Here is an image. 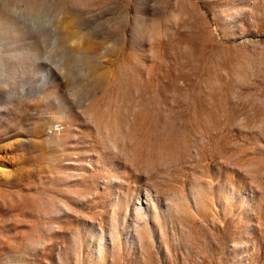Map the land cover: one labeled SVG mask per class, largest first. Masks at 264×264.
Segmentation results:
<instances>
[{
	"label": "rangeland",
	"instance_id": "rangeland-1",
	"mask_svg": "<svg viewBox=\"0 0 264 264\" xmlns=\"http://www.w3.org/2000/svg\"><path fill=\"white\" fill-rule=\"evenodd\" d=\"M0 0V264H264V0Z\"/></svg>",
	"mask_w": 264,
	"mask_h": 264
},
{
	"label": "clouds",
	"instance_id": "clouds-1",
	"mask_svg": "<svg viewBox=\"0 0 264 264\" xmlns=\"http://www.w3.org/2000/svg\"><path fill=\"white\" fill-rule=\"evenodd\" d=\"M6 3L8 4L9 8L11 9V11L16 6L15 0H6Z\"/></svg>",
	"mask_w": 264,
	"mask_h": 264
}]
</instances>
